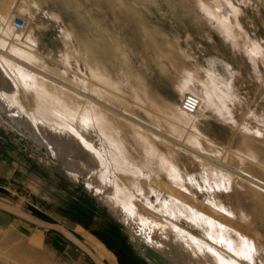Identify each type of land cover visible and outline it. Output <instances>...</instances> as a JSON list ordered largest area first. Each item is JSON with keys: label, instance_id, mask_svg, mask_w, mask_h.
<instances>
[{"label": "rangeland", "instance_id": "374dc122", "mask_svg": "<svg viewBox=\"0 0 264 264\" xmlns=\"http://www.w3.org/2000/svg\"><path fill=\"white\" fill-rule=\"evenodd\" d=\"M223 1L227 29L204 10ZM4 3L0 65L15 91H3L28 126L64 127L54 109L94 110L120 158L103 178L113 200L226 261L264 264V0ZM186 93L200 99L194 115L180 109ZM1 113L0 200L65 226L107 264H150L92 186ZM0 264L93 263L0 210Z\"/></svg>", "mask_w": 264, "mask_h": 264}, {"label": "bare ground", "instance_id": "6f19581e", "mask_svg": "<svg viewBox=\"0 0 264 264\" xmlns=\"http://www.w3.org/2000/svg\"><path fill=\"white\" fill-rule=\"evenodd\" d=\"M204 10L222 24L221 20L225 18L224 15L228 9L223 1L220 9L205 4ZM13 39L12 41L16 40ZM7 64L10 65L8 61ZM16 68L23 80L34 84L30 71H27L28 68L26 70L21 65H17ZM11 84L0 65L1 114H4L16 127L25 130L39 146L53 151L55 153L53 154L61 159L60 161L70 172L81 175L86 185L92 186L94 193L108 204L112 213L140 238L143 255L150 264H234L226 261L221 254L208 246L181 237L175 229L168 226L169 224L149 219L138 214L131 205L113 200L112 188L104 183L103 178L105 179L115 171L114 162L120 161V158L115 146L105 141L97 124L98 119L94 116L96 115L94 110L87 109L85 115H78L69 109H54V115L64 124V127L57 128L38 117L35 120L37 128L34 130L23 119V114L20 115L21 111L15 110L17 107L13 108L10 100L5 99L4 91H10L11 94L15 91L14 85L11 87Z\"/></svg>", "mask_w": 264, "mask_h": 264}, {"label": "water", "instance_id": "95a60500", "mask_svg": "<svg viewBox=\"0 0 264 264\" xmlns=\"http://www.w3.org/2000/svg\"><path fill=\"white\" fill-rule=\"evenodd\" d=\"M0 210L11 214L34 226L46 230H51L57 233L58 235L66 239L69 243H71L73 246H75L82 253H84L92 261L93 264H107L102 259H100L84 242H82V240L77 235H75L71 230H69L65 226L57 222L48 221L38 216H35L1 200Z\"/></svg>", "mask_w": 264, "mask_h": 264}, {"label": "built area", "instance_id": "2783aa9c", "mask_svg": "<svg viewBox=\"0 0 264 264\" xmlns=\"http://www.w3.org/2000/svg\"><path fill=\"white\" fill-rule=\"evenodd\" d=\"M15 31L22 32L27 27V21L19 16H15L11 21ZM180 109L188 114H195L200 109L201 102L199 97L193 93H186L180 100Z\"/></svg>", "mask_w": 264, "mask_h": 264}, {"label": "crops", "instance_id": "0c3cea01", "mask_svg": "<svg viewBox=\"0 0 264 264\" xmlns=\"http://www.w3.org/2000/svg\"><path fill=\"white\" fill-rule=\"evenodd\" d=\"M7 1L9 2V1H11V0H7ZM0 3H2V4L0 5L1 8H2L3 6L6 5V3H4V0L1 1ZM7 7H9V4L7 5ZM180 100H181V99H180ZM0 160H1V153H0Z\"/></svg>", "mask_w": 264, "mask_h": 264}, {"label": "snow or ice", "instance_id": "6c2138e0", "mask_svg": "<svg viewBox=\"0 0 264 264\" xmlns=\"http://www.w3.org/2000/svg\"><path fill=\"white\" fill-rule=\"evenodd\" d=\"M253 251H255V249L253 248L252 249ZM209 251H211V250H209ZM250 257H248V256H245V259H249Z\"/></svg>", "mask_w": 264, "mask_h": 264}, {"label": "trees", "instance_id": "16d2710c", "mask_svg": "<svg viewBox=\"0 0 264 264\" xmlns=\"http://www.w3.org/2000/svg\"><path fill=\"white\" fill-rule=\"evenodd\" d=\"M48 221H50V220H48ZM71 244V243H70Z\"/></svg>", "mask_w": 264, "mask_h": 264}]
</instances>
